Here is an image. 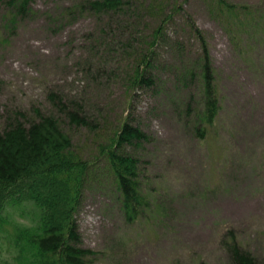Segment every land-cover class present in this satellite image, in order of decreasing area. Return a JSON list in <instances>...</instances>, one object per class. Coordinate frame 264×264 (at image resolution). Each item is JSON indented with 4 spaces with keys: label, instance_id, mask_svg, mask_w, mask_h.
Listing matches in <instances>:
<instances>
[{
    "label": "rangeland",
    "instance_id": "rangeland-1",
    "mask_svg": "<svg viewBox=\"0 0 264 264\" xmlns=\"http://www.w3.org/2000/svg\"><path fill=\"white\" fill-rule=\"evenodd\" d=\"M74 1L36 0V14L12 30L0 3V127L18 109L29 116L36 108L54 112L49 93L57 91L85 102L95 121L112 125L130 116L151 135L142 179L152 199L143 216L131 221L124 215L103 169L85 190L77 222L84 245L96 252L91 264H229L225 241L233 238L264 264V31L246 33L249 25L237 24L238 47L227 23L213 16L211 0H180L209 41L221 95L215 127L199 139L153 92L131 93L121 80L106 77L90 80L84 63L96 69L103 60L102 42L94 40L110 16L58 20ZM228 1L264 10V0ZM183 21L177 16L167 35L198 52L199 40L182 29ZM169 44H159L158 64L178 55ZM71 133L85 156L95 155L98 134L75 127ZM7 214L0 255L17 264L11 232L35 225L39 210L23 201L8 204Z\"/></svg>",
    "mask_w": 264,
    "mask_h": 264
},
{
    "label": "trees",
    "instance_id": "trees-1",
    "mask_svg": "<svg viewBox=\"0 0 264 264\" xmlns=\"http://www.w3.org/2000/svg\"><path fill=\"white\" fill-rule=\"evenodd\" d=\"M35 1L0 0L10 30L36 14ZM211 3L217 14L213 16L227 23L238 47L242 44L237 24H248L246 33L264 31L263 9L228 0ZM90 14L98 20L110 16L98 25L99 38L94 40L102 42L103 60L96 69L89 61L84 63L90 80L101 83L106 77L121 80L131 93L151 91L192 135L207 138L221 110L217 70L207 37L184 12L180 0H76L64 6L57 19L70 24ZM177 16L184 20L182 29L189 27L197 36L198 52L190 53L184 41L167 35ZM160 43L177 49L169 64H158ZM49 99L54 112L36 108L35 115L29 116L18 109L9 112L0 127V230L8 218V204L30 201L38 208L39 219L35 225H18L11 232L17 264H91L96 252L84 245L77 222L85 190L103 169L124 215L131 221L143 216L152 199L142 179L144 146L151 135L130 116L110 125L95 121L79 98L67 99L51 91ZM73 127L98 134L94 156H85L76 146ZM225 245L229 264H263L236 238ZM0 264H6L1 255Z\"/></svg>",
    "mask_w": 264,
    "mask_h": 264
}]
</instances>
